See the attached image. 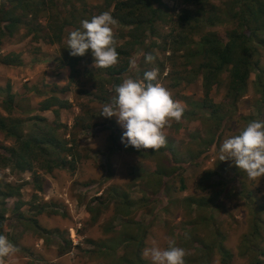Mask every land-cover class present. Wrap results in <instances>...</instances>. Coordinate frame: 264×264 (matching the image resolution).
Wrapping results in <instances>:
<instances>
[{"label": "rangeland", "instance_id": "rangeland-1", "mask_svg": "<svg viewBox=\"0 0 264 264\" xmlns=\"http://www.w3.org/2000/svg\"><path fill=\"white\" fill-rule=\"evenodd\" d=\"M52 1L54 10L74 25L65 28L62 40L49 41L45 29L39 31L40 25L53 21L52 14L30 19L29 10L22 23L27 21L33 31L26 35L21 24L12 36L0 40V55L17 53L24 67L17 84L24 92H15V115L28 117V109L38 107L50 94L69 101L67 108L55 106L30 114L45 117L73 151H48L65 163L48 173L38 160L30 171H21L4 161L8 155L4 147L13 144L0 138V181L22 185L18 198L0 200V206L4 203L6 207L3 231L16 248L3 258V264H152L143 255L145 249L166 248L169 238L185 250V264H252L255 256L259 257L257 264H264V177L249 179L232 161L219 160L224 139L252 121H264V101L260 100L264 51L238 97L234 89H227L226 70L205 99L202 78H194L188 58V48L198 34L190 31L185 20V27L177 24L179 15L187 16L183 9L195 10L204 2L208 9L225 0H158L154 5L162 8L160 18L164 20H156L142 35L120 24L112 14L111 0ZM9 3L0 0V7ZM105 11L117 22L112 26L116 48L129 51L126 56L119 53L117 64L128 60L120 83L127 78L143 80L146 71L156 68L158 82L184 107L181 120H172L163 130L167 139L163 151L145 150L150 153L146 155L142 150L128 151L132 155L74 151L82 141L89 145L97 130L111 132L117 139L115 145L123 135L122 128L99 115L115 86L107 82L102 68L93 67L91 50L79 57L73 70L68 65L78 58L66 48L70 33L81 28L82 20ZM22 12L19 7L14 10L15 15ZM230 28L226 21L205 30L225 41ZM132 34L139 42L125 48ZM149 53L154 63H146L144 57ZM93 94L106 100L98 105ZM4 96L0 93V101ZM88 123L91 127L83 129L82 124ZM212 133L216 140L208 144ZM17 201L22 204L15 209ZM221 249L229 252L227 263L221 262Z\"/></svg>", "mask_w": 264, "mask_h": 264}, {"label": "trees", "instance_id": "trees-1", "mask_svg": "<svg viewBox=\"0 0 264 264\" xmlns=\"http://www.w3.org/2000/svg\"><path fill=\"white\" fill-rule=\"evenodd\" d=\"M9 6L4 4L0 7V40L9 37L19 28L21 24L26 27V35L33 31L30 24L22 18L28 16L30 10V19L52 14L53 21H47L46 25H40L39 31L45 29L44 36L49 41L60 42L67 26H72L73 22L67 18L61 17L60 12L54 10L52 0H9ZM197 3L198 1L195 0ZM113 3V16L123 26H131L133 31L144 32L146 28L151 29L153 23L160 18L162 8L154 5L158 0H111ZM51 5V6H49ZM205 2L200 3L194 9H183L186 13L184 17L179 15L177 24L185 27L189 25L192 33L198 34V40H192L193 47L188 48V58L192 65V73L194 78L201 76L204 89L205 99L213 85H216L220 79V74L228 70L227 89H234L237 94L243 92L247 88V80L249 73L256 69L260 55L264 51V0H225L221 5H211L208 9ZM19 7L23 10L21 15H15L14 10ZM53 12V13H52ZM55 13V14H54ZM164 20V19H163ZM30 21V20H29ZM226 21L231 23V28L227 32V39L222 41L212 30H205L206 27L222 24ZM74 26V25H73ZM38 30V29H35ZM138 37L132 34V39L125 45L132 47L137 44ZM142 42V41H141ZM123 46L118 47V53L126 56L129 51H124ZM120 50V51H119ZM68 62L71 70L74 69L75 62L79 57ZM119 60V59H118ZM197 60L196 65L195 61ZM123 62V61H122ZM21 64V58L17 53L8 52L0 55V65L17 66ZM128 60L121 64H116L108 68H102L105 72L107 82L113 86L119 85L121 76L126 72ZM260 81V76L257 77ZM114 88V87H113ZM113 91V90H112ZM88 92V91H86ZM0 93L5 94L0 101V133L3 138L11 141L13 145L4 147L8 155L6 164H11L21 171H30L33 161H39L40 167L47 173L54 168L63 167L64 159H55L48 151H71V147H66L68 140H61L55 133V128L45 120V117L39 114L31 115L34 110L45 111L57 106L67 108L70 103L67 99L60 98L58 95L50 94L38 103V107L29 108V116L22 117L15 115L17 109L16 94L12 91L10 83L4 87H0ZM94 103L100 105L101 101H105V96L93 94ZM100 102H99V101ZM264 101V93L261 99ZM111 99L106 103H110ZM105 103V104H106ZM102 105V104H101ZM212 106L211 103H209ZM104 106V105H103ZM55 115L58 113L54 109ZM111 119V120H110ZM112 123H116L114 118H109ZM91 123L82 124V128L91 127ZM37 131V132H36ZM216 140L215 133L211 134L208 144H212ZM71 146V145H70ZM162 147L158 151H163ZM151 150V149H150ZM154 151V150H151ZM150 152V151H149ZM145 150L140 153L144 155ZM61 161V162H60ZM20 196V185L11 184L9 181H0V200L4 201L10 197L18 198ZM22 204L17 201L15 209ZM6 207L4 203L0 206V235H5L3 231V222L5 220ZM11 242V241H10ZM221 262L227 263L229 252L221 249ZM263 256V253H261ZM259 257L254 258L252 264H257Z\"/></svg>", "mask_w": 264, "mask_h": 264}, {"label": "clouds", "instance_id": "clouds-1", "mask_svg": "<svg viewBox=\"0 0 264 264\" xmlns=\"http://www.w3.org/2000/svg\"><path fill=\"white\" fill-rule=\"evenodd\" d=\"M117 22L110 12L105 11L90 20L81 21V28L70 33L67 47L71 56H84L91 50L94 68H108L118 63L116 36L112 26ZM146 63H154L155 57L145 55ZM135 63L134 61L132 62ZM159 70L146 71L143 80L127 78L113 89L111 102L105 104L100 116L116 117L124 129L122 143L136 150L158 151L167 146L164 134L170 122H179L184 107L173 99L171 91L158 82ZM220 161L230 160L245 172L249 179L264 177V121H252L238 134L223 140L219 148ZM16 251L5 235H0V264L3 258ZM143 255L152 264H185L186 252L177 247L173 239H167V247L153 246L145 249Z\"/></svg>", "mask_w": 264, "mask_h": 264}, {"label": "crops", "instance_id": "crops-1", "mask_svg": "<svg viewBox=\"0 0 264 264\" xmlns=\"http://www.w3.org/2000/svg\"><path fill=\"white\" fill-rule=\"evenodd\" d=\"M23 68L24 67H22L21 65H17V66L0 65V87H4L7 83H10V85L12 87V91L14 93L15 92H24V90L23 91H19V87L17 86V84L21 80V76L23 75L21 73ZM25 70L27 71L28 68H25ZM27 79L28 78H26L25 80L27 81ZM111 124H116V127L117 126L120 127L117 122L116 123H112V121H111ZM115 130H116V128L114 127V131ZM123 131H124V129H123ZM114 134H118V133H114ZM0 138L3 139V136H2L1 133H0ZM80 141L81 140H79V142ZM114 141H116V142L114 143ZM121 141L119 143L120 145L119 144L115 145L117 143V139L112 137V133L111 132L108 133L107 129L106 130H97L91 136V138L89 140V145L83 144L84 142L82 141V143H80L79 145H76L74 151H126V152H128V151H138L135 148H133L132 146L125 147V144L121 143ZM6 143L10 144L11 141L7 140ZM70 145L71 144H69V146ZM72 151H73V149H72ZM147 151H151V150L149 149ZM128 153L132 155V153H130V152H128ZM19 185H20V189H21L22 185L21 184H19ZM4 264H6V262H4Z\"/></svg>", "mask_w": 264, "mask_h": 264}]
</instances>
